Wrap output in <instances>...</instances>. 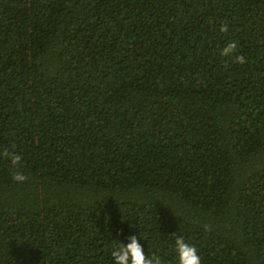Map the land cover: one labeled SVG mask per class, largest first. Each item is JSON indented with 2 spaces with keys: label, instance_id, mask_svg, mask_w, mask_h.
<instances>
[{
  "label": "trees",
  "instance_id": "obj_1",
  "mask_svg": "<svg viewBox=\"0 0 264 264\" xmlns=\"http://www.w3.org/2000/svg\"><path fill=\"white\" fill-rule=\"evenodd\" d=\"M133 235L264 264V0H0V264Z\"/></svg>",
  "mask_w": 264,
  "mask_h": 264
},
{
  "label": "clouds",
  "instance_id": "obj_2",
  "mask_svg": "<svg viewBox=\"0 0 264 264\" xmlns=\"http://www.w3.org/2000/svg\"><path fill=\"white\" fill-rule=\"evenodd\" d=\"M222 31H227V27L222 28ZM236 49V44L231 43L225 47L222 52L225 57H229ZM241 63L244 58L236 57ZM19 157L13 160V163L19 161ZM25 176L20 173L14 174V179L17 181L25 180ZM141 237L133 235L129 237L130 242L114 244L111 250L113 264H163V261L158 256H148L145 254L144 246L141 244ZM175 252L177 256V264H203L199 250L183 237L175 239Z\"/></svg>",
  "mask_w": 264,
  "mask_h": 264
}]
</instances>
